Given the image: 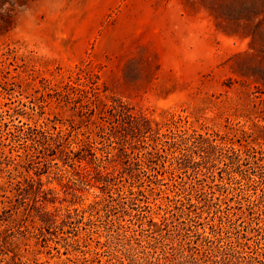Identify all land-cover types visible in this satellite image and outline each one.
Instances as JSON below:
<instances>
[{
	"label": "rangeland",
	"instance_id": "rangeland-1",
	"mask_svg": "<svg viewBox=\"0 0 264 264\" xmlns=\"http://www.w3.org/2000/svg\"><path fill=\"white\" fill-rule=\"evenodd\" d=\"M6 3L0 264H175L189 250L204 264H234L219 249L228 257L238 237L245 255L264 252V159L244 161L252 179L243 190L208 189L228 177L229 138L248 131L264 141V0H0V9ZM174 120L190 128L182 142L183 131L164 136ZM44 132L51 149L39 143ZM60 135L76 159L54 155ZM91 137L97 156L110 157L101 170L81 150ZM193 185L216 193H195L197 223L175 209ZM215 206L230 215L225 239L202 248ZM76 209H86L77 236ZM182 239L194 241L186 258Z\"/></svg>",
	"mask_w": 264,
	"mask_h": 264
},
{
	"label": "trees",
	"instance_id": "trees-1",
	"mask_svg": "<svg viewBox=\"0 0 264 264\" xmlns=\"http://www.w3.org/2000/svg\"><path fill=\"white\" fill-rule=\"evenodd\" d=\"M167 128H168V133L164 135V136H166L165 138H167L168 136H172L173 134H178L179 132H176V131H180V132L183 131L184 133L182 135L181 142H182V140L187 138L185 135H188L189 131H190V128H186V127H185V129H181V127L178 126V121H175V120L170 125H168ZM47 133L48 132L43 133V136H44L43 141L39 142V140H36V139H34V141H38L39 143H41L43 145H49V148L51 149V148H53V146H51L52 145L51 143L48 144V142L51 141L50 140L51 138H50V136L47 135ZM195 133H197V132H195ZM51 135H52V138H54V135L52 133H51ZM192 135H194V134H192ZM189 136L190 135H188V137ZM200 136H202V135H200ZM59 138L60 139H59L58 144L57 145L55 144L57 146L58 150L55 151L54 155H56L57 153L58 154L62 153V155L64 157H67L68 162H70L69 160H71V159H76L78 156H76L75 155L76 152L73 149H71V140H69V138L64 136V135H60ZM158 139H159V137H158ZM229 141H230V143H228V147H226V148H228V151H231L232 154L227 156L228 161L225 162V172L228 173V177H227V179L221 177V179H222L221 184H215L214 187L208 186L209 190H213L216 186L217 187L219 186V188L225 189L226 191H233V190H239V189L243 190L245 188V186H247L248 180L252 179L250 177V174H246L243 170H241L242 166L244 165V161H246V160L250 161V159H256L259 161V160L264 159V158L258 159L259 157H257L258 153H262V155L264 154V141L262 142L261 138L255 137L252 132L245 131L242 134L241 138H238V139L229 138ZM96 142H97L96 139L91 137L90 140L87 142V144L82 146L85 148H81V150L85 151L86 154H84V155L87 156V154H89V155L93 156V160H94L93 163L96 164L95 166H97L99 168V170H101V169L106 167L104 162L106 160H110V157L102 155V157L99 158L97 156V153L95 152V150L98 148V147H96L97 146ZM210 142H211V144H213L212 140ZM174 143H175V141H174ZM174 143H169L170 148H173L172 144H174ZM236 143H239V145H240L239 148L235 147ZM253 143H258V145H261L260 146L261 149H258L255 145H253ZM243 145H244V148L246 147L245 150H243V148H242ZM217 146H219V145H217ZM219 147L221 150H225L224 147H221V146H219ZM154 149L158 150L157 148H154ZM71 154H74V156H71ZM79 159H83V158H79ZM163 168L168 170L165 166H163ZM261 179H262V182L264 184V174L261 175ZM187 192L188 193L185 194V196H183V198L179 199V201H178L181 205L176 206L175 209H179L181 214H184V213L187 214V216L189 217V219L192 222L197 223L198 221L196 220V216L195 217L192 216V211H194V210H191L192 207L197 208L199 206V203H200V199L198 196H195V193H199V194H210V193L216 194V193L215 192L208 193L207 186L197 187L196 185H193L191 187V190H189ZM194 197L197 198L196 203L193 202ZM262 198L264 199V196ZM227 199H229L228 196L224 199V201ZM250 203L252 205H253V203L255 204V200H254V202L251 200ZM186 206H189V207H186ZM158 207L160 210L165 211L166 214L170 213L173 216H177L174 213V209H172L171 205H167L166 207H164L163 205H159ZM250 208L252 210L254 209L253 207H250ZM86 209H83L82 211H79L78 209H76L75 210L76 211L75 217L72 215L71 211L69 213V218H71V219L77 218V221L75 222L77 224L76 225L77 229L75 230V233H77V234H75V236H77L80 232L79 231V223L83 222L82 213L85 212ZM186 209H189V211ZM211 213L218 214V218H220L221 222L216 223V218H213L211 216ZM222 213H224V211L221 209V206H219V207L217 206L215 208V210L212 209V212H210L211 218L209 219V216L206 218L207 224L209 225L211 232H207L206 230H204L203 233H198L203 238L202 242H201L202 248L209 246L208 245L209 243H212V244L214 243L216 245L221 244V242L225 239V236L223 235V233L220 232L223 228H225L224 223L222 221L225 217L229 219L230 215L228 214L227 216H223ZM252 213L255 214L256 212H252ZM46 214L48 216H51L49 212H46ZM43 221H45V220H43ZM170 223H171V218L167 217V215H164L163 216V224L169 225ZM156 224H158V223L156 222ZM187 230H191V228H188ZM259 230H264V226H260ZM185 239H187V238H185ZM172 240L174 241V239H172ZM240 240H241L240 237H238L237 242H234V245H232V250H231L232 253L229 252L228 257H227L228 252L224 253V252H221V250L219 249V253H221L219 255L222 256L221 260L223 262L227 263L228 259L231 260V258H233V260L235 259L237 261L234 264H255V262H260V263L264 264V261L260 259L261 255L264 256V252H259L258 257L245 255V253H246L245 248H243ZM184 241H185L184 239L179 241L180 247L179 248L177 247L176 249H183L182 257H183V255H185V258H186V254H184L185 253L184 251L187 252V250H185V248L187 247V249H189L191 244H193L194 241H191V240L189 242H184ZM174 243H176V242L175 241L172 242V244H174ZM257 245L260 246L261 242H259V244H257ZM150 246H151L150 248L154 249V246L151 242H150ZM208 248L211 249L210 246ZM164 252H165V254L167 253L166 251H164ZM166 257H167L166 259H168L169 261L170 260L172 261V259L169 256L166 255ZM188 257H189V259L187 258L184 260H182L179 257L174 258L175 264H204L203 263L204 262L203 257L198 258L190 250H189ZM119 260L121 263H123L122 259H119ZM87 261H90V260H87ZM91 262H93V261H91ZM102 264H114V262H112V260L109 259L106 263H102ZM211 264H214V263H211Z\"/></svg>",
	"mask_w": 264,
	"mask_h": 264
},
{
	"label": "clouds",
	"instance_id": "clouds-1",
	"mask_svg": "<svg viewBox=\"0 0 264 264\" xmlns=\"http://www.w3.org/2000/svg\"><path fill=\"white\" fill-rule=\"evenodd\" d=\"M9 7H10V5L6 3V4L4 5V8H3V9H0V12L5 11V10L8 9Z\"/></svg>",
	"mask_w": 264,
	"mask_h": 264
}]
</instances>
